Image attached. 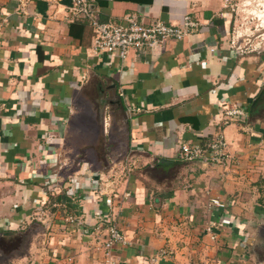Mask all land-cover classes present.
Instances as JSON below:
<instances>
[{"label": "crops", "instance_id": "1", "mask_svg": "<svg viewBox=\"0 0 264 264\" xmlns=\"http://www.w3.org/2000/svg\"><path fill=\"white\" fill-rule=\"evenodd\" d=\"M90 6L0 0V264H264V54L231 45L227 0ZM126 14L198 26L124 59L96 53L94 20ZM234 104L243 119L224 115ZM220 133L228 165L182 158ZM126 160L112 209L99 178ZM101 220L128 239L109 255Z\"/></svg>", "mask_w": 264, "mask_h": 264}, {"label": "built area", "instance_id": "2", "mask_svg": "<svg viewBox=\"0 0 264 264\" xmlns=\"http://www.w3.org/2000/svg\"><path fill=\"white\" fill-rule=\"evenodd\" d=\"M27 0H20L24 5ZM229 1V0H227ZM91 0H74V13L77 16L89 17L91 14ZM93 49L96 53H111L121 59L128 56L132 49L144 50L147 47L158 48L164 46V43L170 40H180L191 34L198 26L190 14L183 16L180 24L168 23L157 19L151 22L140 21L133 14H126L121 21L94 20ZM233 47L237 50L242 47L236 46V40L232 39ZM140 110V108H138ZM224 115L230 118L243 119L246 116V110L239 104H234L224 110ZM228 142L224 135L220 133L206 147L202 144L183 143L181 145V155L186 161L205 160L216 162L221 165H228L230 152ZM117 163V162H116ZM132 166L129 160L112 165L103 172L99 178L98 193L104 199L108 206L115 209V195L119 189V183L124 174L130 173ZM125 197L130 196V192H124ZM211 205L225 206V203L217 198L211 199ZM75 218L71 217V221ZM230 219L223 217L220 224H229ZM208 229L212 231V227ZM93 235L96 239V248L103 249L108 255L118 245L128 243V239L119 226L113 221H98L93 227ZM111 263L113 262L110 260ZM152 261H157L153 257Z\"/></svg>", "mask_w": 264, "mask_h": 264}, {"label": "rangeland", "instance_id": "3", "mask_svg": "<svg viewBox=\"0 0 264 264\" xmlns=\"http://www.w3.org/2000/svg\"><path fill=\"white\" fill-rule=\"evenodd\" d=\"M228 6L233 20L231 39L242 47L240 53L264 54V0H229Z\"/></svg>", "mask_w": 264, "mask_h": 264}]
</instances>
